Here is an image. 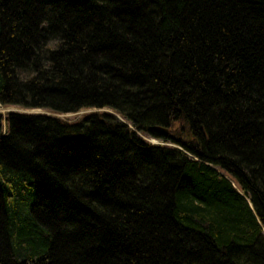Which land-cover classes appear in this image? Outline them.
<instances>
[{"label":"trees","instance_id":"16d2710c","mask_svg":"<svg viewBox=\"0 0 264 264\" xmlns=\"http://www.w3.org/2000/svg\"><path fill=\"white\" fill-rule=\"evenodd\" d=\"M0 105V264H264V0H0Z\"/></svg>","mask_w":264,"mask_h":264},{"label":"rangeland","instance_id":"374dc122","mask_svg":"<svg viewBox=\"0 0 264 264\" xmlns=\"http://www.w3.org/2000/svg\"><path fill=\"white\" fill-rule=\"evenodd\" d=\"M7 111L18 112V113H43V114L52 115L50 113H47V112H44V111H41V110H23V109H19V108H6V109H3L1 107V105H0V112L5 113ZM104 111H107V110H104ZM88 112H90V110L89 111H81V112L76 113V114H66V115H59V116L55 115V116L67 119L68 121H76V120L81 119V117L84 114L88 113ZM151 143L159 144L160 142H158L156 140H151Z\"/></svg>","mask_w":264,"mask_h":264}]
</instances>
